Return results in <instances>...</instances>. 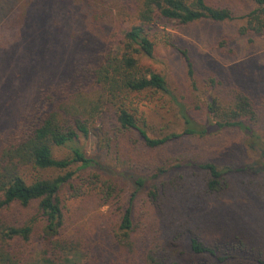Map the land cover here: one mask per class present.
I'll list each match as a JSON object with an SVG mask.
<instances>
[{"label": "rangeland", "instance_id": "rangeland-1", "mask_svg": "<svg viewBox=\"0 0 264 264\" xmlns=\"http://www.w3.org/2000/svg\"><path fill=\"white\" fill-rule=\"evenodd\" d=\"M84 1L87 4L82 9L74 0L56 3L52 9L56 20L50 19L51 16L44 20L40 17L41 23L28 19L29 15L22 20L10 19L17 13L14 1L13 9L11 3L9 10L3 9L0 134L14 130L40 109L41 91L62 83L74 71L75 64L98 51L104 38L113 34L112 40L117 41L136 24L130 9L121 8V2ZM206 2L229 8L235 20L223 23L202 20L187 25L160 21L147 28L154 53L153 58L143 59L142 65L165 77L168 93L147 91L132 95L128 107L145 121L150 137L182 132L179 105L192 119L207 125L208 134L180 137L158 150H148L136 135L118 130L112 117L105 134L99 131L97 136L91 135L82 142V147L87 156L106 161L119 172L148 178L133 201L136 215L143 224L158 222L165 241L176 249L174 256L179 264H218L190 251L189 234L209 246L218 245L237 254L243 249L242 257L235 255L225 264H260L257 260H264V145H257L237 129L214 128L204 106L212 97L229 98L235 92L244 93L262 113L258 132L264 136V36L238 32L244 22L240 17L251 8L250 0ZM88 10L95 11L93 18L85 16ZM10 20L14 22L8 24ZM188 67L192 74L188 73ZM101 140L103 144L109 143V147L103 146ZM64 155L66 150L55 153L57 158ZM203 163H214L228 172L223 190L217 195H196L208 177L198 168ZM157 167L168 170L167 174L153 178ZM80 174L76 172L70 186L61 192L60 200L68 234H75L74 240L87 247L90 257H98L108 246L97 226L101 223L113 227L118 215L114 206L100 207V187ZM170 180L176 187L166 189L157 202L147 196L153 184L161 182L168 187ZM120 187L123 200L135 190L129 182ZM35 211V204L27 208L12 206L5 214L20 222ZM46 250L45 242L35 234L29 245V264H38ZM83 255L81 264H93Z\"/></svg>", "mask_w": 264, "mask_h": 264}, {"label": "trees", "instance_id": "trees-1", "mask_svg": "<svg viewBox=\"0 0 264 264\" xmlns=\"http://www.w3.org/2000/svg\"><path fill=\"white\" fill-rule=\"evenodd\" d=\"M13 1L17 13H13L10 19L22 20L29 15L28 19H33V22L50 16L55 21L54 5L70 2L0 0V14L9 3L13 9ZM74 1L81 9L84 3L87 4L84 0ZM120 2L121 8L130 9L135 26L125 31L118 42L112 40L113 34L104 38L98 51L88 60L75 64L74 71L69 72L62 83L41 91L43 106L40 109L14 130L0 134V264H29V245L35 234L47 246L38 264H81L82 253L93 264H179L174 256L176 249L167 244L158 222L143 224L136 215L133 201L148 178L123 170L119 172L106 161L87 156L82 142L93 134L97 136L99 131L104 133L112 117L118 130L136 135L148 150H158L180 137L207 135V125L192 119L179 105L182 132L161 138L150 137L147 124L129 109L128 101L132 95L147 91L168 93L165 77L142 65V60L153 58L154 53L147 28L160 21L181 25L202 20L223 23L235 20V15L227 7L208 5L206 0H116L115 3ZM250 4L249 12L240 17L244 22L238 32L240 35L252 32L255 36H264V0H250ZM84 8L87 9L86 6ZM88 11L85 16L93 18L95 11ZM14 21L10 20L8 24ZM188 73L192 74L190 68ZM204 108L214 128L237 129L257 145H264V136L258 132L262 113L246 94L235 92L229 98L212 97ZM100 143L109 147V143L103 144L104 140ZM65 150L63 157L55 156L56 152ZM188 165L193 166L191 163ZM198 168L208 177L196 195L219 194L228 172L214 163H203ZM167 171L157 167L153 178L167 174ZM76 172H81L79 176L89 177L100 187V207L114 206L118 215L117 224L113 227L108 224L102 226L101 223L97 226L108 246L98 257H90L87 247L74 240L75 234H68L60 194L70 186ZM126 182L134 185L135 190L123 200L122 189L119 191V188ZM169 184L165 187L163 183L156 182L147 196L157 202L166 189L176 187L172 180ZM33 204L35 213L23 221H13L5 214L12 206L27 208ZM187 242L194 255L209 257L218 264L227 263L235 255H243L240 253L243 249L237 254V251L223 250L218 245L209 246L193 234H189ZM257 261L264 264L260 258Z\"/></svg>", "mask_w": 264, "mask_h": 264}]
</instances>
